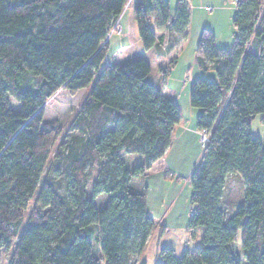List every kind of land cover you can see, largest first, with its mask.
I'll return each mask as SVG.
<instances>
[{
    "label": "trees",
    "instance_id": "1",
    "mask_svg": "<svg viewBox=\"0 0 264 264\" xmlns=\"http://www.w3.org/2000/svg\"><path fill=\"white\" fill-rule=\"evenodd\" d=\"M127 1L0 0V250L12 247L7 264H146L140 258L157 220L147 187L132 181L165 156L181 119L148 60L104 66L67 130L59 117L44 118L57 94L88 89ZM133 11L145 50L161 53L158 31L187 37L188 0H178L174 16L169 0H143ZM233 24L228 50L203 31L196 61L217 80L205 75L190 87V105L201 110L197 127L208 136L190 177L188 232L199 243L182 254L163 246L155 264H264V137L252 133L257 115L264 130L263 1L235 0ZM134 154L139 162L129 165L126 155ZM231 174L244 182L236 208L224 200ZM102 194L108 198L99 208Z\"/></svg>",
    "mask_w": 264,
    "mask_h": 264
},
{
    "label": "rangeland",
    "instance_id": "2",
    "mask_svg": "<svg viewBox=\"0 0 264 264\" xmlns=\"http://www.w3.org/2000/svg\"><path fill=\"white\" fill-rule=\"evenodd\" d=\"M171 15L174 16L175 9L178 0H169ZM131 3V0L127 1V5ZM125 7V9H126ZM264 7V1H263ZM188 8L190 12V23L188 28V34L186 38L178 37L176 34H169L167 44L164 45V53H158L156 50L147 51L144 49L142 42L138 45L133 44L124 54L120 56H114L113 54L122 53V28L119 20L112 26L107 39L110 41L108 45L105 42L102 44V48L108 50L107 58L103 61L99 70L95 73L94 79L87 90H81L76 95L72 96L68 91L64 90L61 93L57 94L54 100L47 105L44 112L45 119H61V125L64 130H67L68 126L73 121V118L77 111L80 108L82 97L85 91H90L94 85L99 72L107 64H123L127 62L126 59L128 56L141 57L145 56L150 60L152 66V77L157 80L161 85L168 84V94H171V91L175 90L176 94H182L180 103L182 104V113L186 122L192 121L195 119L192 109L189 104V108L184 104L185 94L188 93L190 96V87L194 80L199 77L207 76L211 80L216 81L217 77L214 70L209 69L207 72L199 67L196 61V55L198 51L199 42L201 35L204 30H210L214 36L216 46L220 49H231L234 42V33L235 27L233 24V17L235 13V0H188ZM124 9V10H125ZM128 14L123 19V24H126ZM172 38H175L172 41ZM124 39V36H123ZM141 41V40H140ZM172 42L171 48L167 50L168 44ZM174 42V43H173ZM106 45V46H105ZM252 47V46H251ZM250 45L248 49L251 48ZM109 48V49H108ZM129 58V57H128ZM176 59V62L171 66L170 61ZM210 63H208L209 65ZM186 84V88L184 87ZM184 93V94H183ZM11 107L16 109L18 108V103L12 98L9 97ZM190 101V100H189ZM195 113V112H194ZM196 117V115H195ZM78 133V132H77ZM203 131L199 130L200 143L199 150L203 152L204 144L206 139L203 140ZM252 133L254 136H259L263 139L264 130L261 123V115H257L252 121ZM208 138V136L206 137ZM139 155H126V160L129 165H134L139 162ZM179 192L178 203L180 211L170 216V218L164 219L163 225H159L157 222L156 229L157 231L152 234V240H150V253L147 258H149V264H155V258L153 255L154 245L156 243L161 244L162 246L174 245L177 249V254H182L183 244L187 240L189 242L190 249L193 248L194 239H191L188 232V221H189V212L191 209L190 198L192 193L191 185L189 187L185 186L183 183L179 185L177 189ZM244 190L243 178L240 174H231L227 177V185L225 189L224 200L229 202V205L236 208L239 202L242 200ZM152 195L157 197L156 192ZM108 198L107 194H102L96 200L97 206L99 208L103 207L106 199ZM156 200V199H155ZM154 200V201H155ZM157 201V200H156ZM34 205V199L30 201L28 212L31 210ZM228 205V206H229ZM185 237V239H184ZM187 243V242H186ZM199 243V240H197ZM12 253V247L8 249L0 250V264H7L8 259Z\"/></svg>",
    "mask_w": 264,
    "mask_h": 264
},
{
    "label": "crops",
    "instance_id": "3",
    "mask_svg": "<svg viewBox=\"0 0 264 264\" xmlns=\"http://www.w3.org/2000/svg\"><path fill=\"white\" fill-rule=\"evenodd\" d=\"M142 1L143 0H131V3L127 5L126 9L123 11L121 16L117 19L121 23V28H122L121 35L122 34L123 35H122L121 46H122L123 51H121L122 53H120V50H118L119 53L115 52L113 54L114 56L116 55L120 56L124 54V52L132 46V43L133 44L136 43V45H138L141 42L139 38L138 30H137L136 21L134 18L133 9L137 3H140ZM126 14H128V18H127L126 24L124 25L123 19L126 16ZM156 34L157 36L163 35V41L160 44V49H161V52L164 53L165 49L163 46L167 44L168 35L172 33L169 32L168 30H164V31H158L156 32ZM123 36H124V39H123ZM109 44H110V41H109ZM251 46L252 44L250 45V47ZM152 50H156V52H158L156 47H153L147 51L150 52ZM248 50H253V47H251ZM107 55H108V51H107L105 59L107 58ZM128 57L126 58V59H129V60H126L127 62L132 59L137 58L133 56L132 57L128 56ZM141 57H145V56H141ZM146 59L148 60L150 64L151 75H152L153 72H152V66H151L150 60L148 58ZM116 64H119V63H116ZM153 81L156 83L157 86L161 88L162 93L165 96L172 99L178 104L180 114H181V119H180V122L176 124L174 127L171 144L169 148L167 149L165 156L162 159L157 160L152 165V168L144 176L135 177L132 182L134 186L138 189L147 187L148 210L153 215V217L157 220L158 224L161 226L164 223V219H166L167 217L170 218L171 215L177 213V211H180V207L178 203L179 192L177 189L179 188V185H182L183 183L185 184V186L189 187L190 177L200 162V158H201V152L199 150L200 136H199V129L197 127V117L200 114L201 110L192 109L193 115L194 114L196 115V117L194 115V118H195L193 120L194 122L192 121L186 122L184 119V115L182 113V109H181L182 104L180 103L182 94L177 95L176 91L173 90L171 91V94L169 95L167 82L161 87V85L157 82V80H155V78H153ZM184 87L186 88V84H184ZM184 104L187 107L190 104L188 93L185 94ZM191 108H194V107L191 106ZM155 192L157 194L156 198L154 195H152V193H155ZM189 213H191V209ZM156 231L157 229L154 228L153 235H154V232ZM188 244L189 242L186 240L183 244V247L190 248ZM197 244L198 243L195 240L194 245L196 246ZM170 246L173 247L176 251L177 248L174 245H170ZM195 246H193V248ZM161 247L163 246L159 243H156L154 245L153 255H154L156 262L160 259L159 250ZM149 250H150V242L148 243V246L145 252L143 253L142 257L140 258V263L145 261L146 264H149V260H148L149 258H147L150 253Z\"/></svg>",
    "mask_w": 264,
    "mask_h": 264
},
{
    "label": "built area",
    "instance_id": "4",
    "mask_svg": "<svg viewBox=\"0 0 264 264\" xmlns=\"http://www.w3.org/2000/svg\"><path fill=\"white\" fill-rule=\"evenodd\" d=\"M204 133H203V140H205L206 139V141L208 140V138H206L207 137V133L205 132V131H203Z\"/></svg>",
    "mask_w": 264,
    "mask_h": 264
},
{
    "label": "water",
    "instance_id": "5",
    "mask_svg": "<svg viewBox=\"0 0 264 264\" xmlns=\"http://www.w3.org/2000/svg\"><path fill=\"white\" fill-rule=\"evenodd\" d=\"M108 39L105 40V42L107 41Z\"/></svg>",
    "mask_w": 264,
    "mask_h": 264
}]
</instances>
